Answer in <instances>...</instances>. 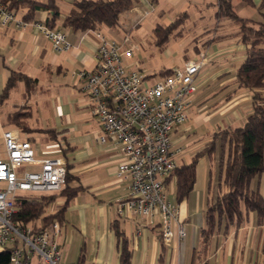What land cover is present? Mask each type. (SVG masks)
<instances>
[{
    "label": "crops",
    "instance_id": "obj_1",
    "mask_svg": "<svg viewBox=\"0 0 264 264\" xmlns=\"http://www.w3.org/2000/svg\"><path fill=\"white\" fill-rule=\"evenodd\" d=\"M61 1L68 4L69 7L65 11L61 9L62 15L58 21L60 24L72 9L74 2L81 0ZM213 1L215 2V0ZM253 1L254 7L246 3L241 4V9L234 8L240 17L262 22V15L258 11L262 0ZM142 2L152 10V5L156 0H151L150 3L148 0H142ZM48 18H51V13L47 11H40L37 15V19L40 21L46 22ZM57 30H62L66 34L67 40L72 45L71 50L56 53L51 43L34 28L18 30L13 26L0 27V89L2 92L4 91L11 79L12 72L25 74L35 80L28 86L24 81H20L9 99L3 104V107L6 108V112L3 113V117L6 115L5 119H7L5 125L18 127L13 121L10 125L8 124V116L28 107L27 124L28 121L33 120L36 123V126L28 125L30 128L28 132L40 133L43 136L42 141L38 142L35 138L30 139L28 132L25 133L19 127L20 134L18 135L26 134L25 138L33 144L36 158L39 160L67 158L70 173L74 177L72 185L84 188L72 201L65 215L67 222L62 227V260L66 248L70 246L67 243L70 234L77 231V233L80 232L82 238L86 237L90 243L93 264H115L116 262L119 264L120 252L112 229V225L117 223L126 234L134 252L133 264H161L159 259L161 243L164 238L160 217H156L154 220L140 217L127 219L119 215V202L128 197L131 180L130 177L118 175L123 155L120 146L116 144L115 137L110 138L107 143L100 140L103 135L101 126L91 113L88 96L83 91L84 82L78 75L82 71L93 72L98 67L99 40L97 32H74L70 29H63L62 26ZM105 30L113 36L119 37V39L110 38L109 34H105L108 38L122 40L119 28L117 30L102 29L101 32H105ZM207 48L209 49L207 61L210 62H215L217 59L224 60V63L230 60L243 61L246 57V47L240 43L239 28L236 34L231 33L224 37L215 35L214 39L208 41L204 45V49L199 50L193 59H198L202 51ZM135 67L140 68V63L134 61L128 69L133 70ZM216 72L217 79H221V91L224 90L220 95L225 94L227 89L232 88V91L226 95V100L210 105L213 107L212 113H208L210 110L208 105H199L196 112L201 117L195 118L197 126L201 123L209 124L216 121L218 129L215 128L217 131L214 134L229 127L241 126L253 111V92L239 87L236 83V73L230 75L233 70L227 66L218 67ZM149 80L153 83L161 78L154 81L152 78ZM34 88H38V90L36 89L34 92ZM194 95L191 99L189 113L192 111V105L195 104ZM9 102H12L13 105L7 108L6 104ZM193 113L194 111L191 112L192 115ZM40 117H42L43 125L40 124ZM196 124L183 125L174 134L177 146L183 149L182 154L193 137ZM47 130H54L60 142L52 139L46 132ZM182 154L179 158L180 164L183 160ZM205 165L208 167L206 160ZM170 185L171 183L168 185V196L174 192ZM261 185L262 176L258 183L259 190H261ZM205 189L207 191V185ZM197 199L202 200V193L197 195ZM182 204V207L178 206L179 216L181 223L185 225V222L191 220L192 213L196 212L198 208L194 207L193 194ZM256 226L258 229L264 227V225L259 227L255 215H252L250 224L238 233L234 232L227 237L219 235L217 255L220 254V248L227 247L233 243L234 239L239 241L242 231H254ZM203 228L200 225L199 232L196 229L192 231L193 239L200 240L202 245ZM188 236L189 227L186 229L185 238L187 239ZM221 239H223V243H221ZM186 241H182L184 245H186ZM182 242L177 239L172 244L165 242L167 246L166 264H175L174 261L178 256L176 264H179V261L180 264H186V260L182 257ZM178 243L180 246L176 253ZM196 250H194L195 253ZM226 256L229 255L226 254Z\"/></svg>",
    "mask_w": 264,
    "mask_h": 264
},
{
    "label": "built area",
    "instance_id": "obj_2",
    "mask_svg": "<svg viewBox=\"0 0 264 264\" xmlns=\"http://www.w3.org/2000/svg\"><path fill=\"white\" fill-rule=\"evenodd\" d=\"M220 10L221 0H215ZM18 30L34 28L48 40L56 53L71 50L62 30L51 29L45 21L28 22L0 0V27ZM215 35L213 36L214 39ZM98 67L93 72H79L84 82L91 113L100 124L107 143L115 137L123 159L118 175L130 177L129 194L119 202L124 218L160 217L164 241L172 244L186 237L185 225L179 219V208L169 201L170 178L179 167L183 152L174 134L188 119L196 80L207 62L208 48L198 59L157 82L124 66L136 57L139 49L130 36L122 40L97 32ZM6 158L0 156V252L12 248L9 264H62V228L54 222L41 232L19 224L15 217L19 200L26 194L60 192L69 173L65 157L39 160L33 144L12 131H3ZM34 171H24L26 168Z\"/></svg>",
    "mask_w": 264,
    "mask_h": 264
},
{
    "label": "trees",
    "instance_id": "obj_3",
    "mask_svg": "<svg viewBox=\"0 0 264 264\" xmlns=\"http://www.w3.org/2000/svg\"><path fill=\"white\" fill-rule=\"evenodd\" d=\"M9 10L15 11L25 21H37L40 11L51 13L46 24L55 29L61 19L62 11L58 0H2ZM138 0H81L75 1L72 9L62 19V28L74 32L101 31L102 29L117 30L122 15L133 10ZM254 7L253 0H245ZM258 11L262 15V22H255L242 18L236 12L232 0H221L218 18L231 20L239 28L240 43L246 47V57L236 71V83L239 87L253 92L252 113L242 126L229 127L213 135V139L199 150L189 164L182 163L174 174L166 180L172 184L175 180V201L177 205L185 202L193 193L197 179V164L199 159H209L213 170L208 172L207 201L204 209L205 226L202 229L203 251L200 264H209L207 255L213 239L238 233L248 226L252 215L256 216L257 225H264V195L254 189V181L264 174V0ZM188 16V14H185ZM179 20L163 27L157 25L153 34L159 39L158 43L165 45L176 32ZM175 70L161 71V79L167 78ZM153 77H149L151 79ZM20 81L27 86L35 80L25 74L11 73L4 91L0 95V105L11 96ZM24 110H28L25 107ZM17 111L8 116V124L13 121L22 131L28 132V111ZM52 139L60 142L54 130L46 131ZM69 169V168H68ZM74 177L67 175L64 188L53 194H26L20 196L16 221L34 231L41 232L57 222L61 228L66 225V212L73 200L84 190L82 186H73ZM64 198L57 210L47 214V209L56 204L59 197ZM117 246L120 252L119 264H132L134 252L130 247L126 234L117 223L112 225ZM12 248L0 252V264H9ZM85 250L81 249L76 264L85 263ZM167 246L163 239L161 243V264L165 263ZM195 253L192 264H196ZM198 258V259H199Z\"/></svg>",
    "mask_w": 264,
    "mask_h": 264
},
{
    "label": "rangeland",
    "instance_id": "obj_4",
    "mask_svg": "<svg viewBox=\"0 0 264 264\" xmlns=\"http://www.w3.org/2000/svg\"><path fill=\"white\" fill-rule=\"evenodd\" d=\"M38 1L46 2L47 0ZM148 1L150 3L151 0ZM232 1L236 9H241V4H246L245 0ZM59 5L61 6L62 11L67 10L69 7L68 4L62 2L61 0H59ZM152 8L153 9L151 10L147 6L143 5L142 0H138L133 10L122 15L119 30L122 38L125 35L130 36L133 43L139 47V49L136 50V58L125 62L124 66L128 68L134 63V61L139 62L140 68L135 67L133 70L137 71L141 75L153 77V81L160 79L159 74L161 71L182 69L184 67V62L193 60L198 51L204 49V45L213 39V35L224 37L231 33L236 34L238 32V27L233 21L217 17L219 10L213 0H156V2L153 3ZM185 14H188V16ZM20 15L22 16V13H20ZM176 20H179V26L176 32L181 33L171 36L167 44H159V39L153 34L154 28H156L158 24L165 27L170 23L176 22ZM137 25L138 27H136ZM57 29H61L60 22L57 25ZM103 33L109 34L110 38L119 39V37L116 35L113 36L107 30ZM243 61L230 60L226 63H224V60L221 61V59H217L215 62L207 61L198 76L199 78L197 77L198 82L196 83V94L193 97L195 104L192 105L191 109L194 113L192 115V111L190 113L188 112V119L186 120V124H184V126L189 123L193 125L194 123L196 124L195 118L201 117L196 112L199 105H208L210 107V105L217 101L226 100V95L232 91V88H230L227 89L225 94L220 95L224 90L221 91V79H217L216 77L218 75L216 72L218 67L227 66V68L233 70V73L230 75H235ZM36 89L38 90V88ZM36 89L34 88L33 91L35 92ZM1 92L2 90L0 89V93ZM12 102L7 103L6 107L8 108L9 106H12ZM209 109L208 113H212L213 107L211 106ZM24 111H29V109ZM5 112L6 108L3 107V105H0V156L4 158L6 155V145L3 137L1 136V132L12 131L15 134H20L18 127L14 125H5L7 123V119H5L6 115L3 117V113ZM41 118L42 117L39 118L40 122L42 121ZM40 124L43 125V122ZM28 125L36 126V123L34 120L28 121ZM197 125L198 124L195 125V131L193 132V137L190 140L188 147L182 154V163H191L195 154L213 139L214 132L218 129L216 121L209 124L201 123L199 126ZM27 134L30 139L35 138L38 142L42 141L43 136L40 133L31 131ZM25 135L26 134L21 136L26 139ZM205 160L207 161L208 167L205 165ZM211 166L210 160L203 158L199 159L197 164V179L192 194L194 207L198 208V210L192 213L191 220L185 222L186 229L189 227V236L187 239H184V242L187 240L186 245L182 242V257L186 260V264H192L193 253H195L194 250L197 249L196 264H200L199 257L204 254L201 241H195L193 239L192 231L196 229L197 232H199L198 228L200 225H202V227L205 226L204 209L207 201V191L205 187L208 183V172L211 169L213 170ZM24 171L32 172L34 169L28 167L23 170V172ZM259 179L260 178L254 181V189L259 190ZM213 182L214 184L216 183L214 170ZM175 186L174 180L170 185V187L174 190L170 189L174 192L168 196L169 201L174 204H176ZM261 186L260 191L264 194V174L262 175ZM200 193H202V200L197 199V195ZM62 202H64V198L60 196L57 199L56 204L47 209V214L55 212ZM177 206L182 207L183 204ZM217 238L218 237H215L213 239L211 248L207 253L210 260L209 264H264V227L258 229L256 226L254 231H242L239 241H235L236 239H234L235 243L233 241V243H230L227 247L220 248L219 255H217ZM67 243L70 246L66 248L65 253L63 254L62 264H76L80 257L81 249L85 250L84 264H93L90 243L86 237L82 238L80 232L77 233L76 231V233L74 232L73 234H70ZM221 243H223V239H221ZM179 246L180 243L176 246L178 247L176 249V253ZM226 254L229 256L227 257ZM177 258H179V256ZM176 259L174 261L175 264L177 262ZM32 264H39L37 257H34Z\"/></svg>",
    "mask_w": 264,
    "mask_h": 264
}]
</instances>
